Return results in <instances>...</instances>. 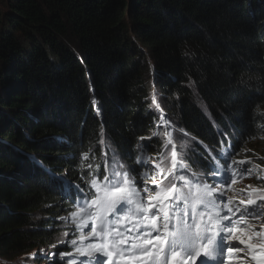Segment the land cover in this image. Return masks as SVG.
<instances>
[{"label":"trees","instance_id":"16d2710c","mask_svg":"<svg viewBox=\"0 0 264 264\" xmlns=\"http://www.w3.org/2000/svg\"><path fill=\"white\" fill-rule=\"evenodd\" d=\"M0 112V258L54 247L66 264L80 232L61 179L88 188L173 131L194 171L228 140L264 174V0H0Z\"/></svg>","mask_w":264,"mask_h":264},{"label":"snow or ice","instance_id":"6c2138e0","mask_svg":"<svg viewBox=\"0 0 264 264\" xmlns=\"http://www.w3.org/2000/svg\"><path fill=\"white\" fill-rule=\"evenodd\" d=\"M152 103L159 107L155 98ZM161 120L168 123L164 117ZM100 135V143L106 144L105 133ZM166 135L167 144L172 146V168L166 171L154 163L159 179L153 178L151 187L144 156L148 145L143 143L136 146L140 153L135 157V164L145 167L143 176L140 167H125L122 160L114 158L106 160L102 178L98 172L81 175L88 188L77 184L74 190L72 182L61 179L62 198L74 204L76 211L70 216L80 232L79 239L71 240L76 255L68 264H196L198 260L200 264H237L243 260L238 254L245 250L256 264H264V230L250 232L237 226L264 217V203H260L264 192L257 199L241 200L245 207L234 210L229 206L232 201L225 202L224 192L217 188L236 183L237 162L224 163L231 159V146L223 150L222 157H214L220 167L196 173L185 160L184 150L177 149L171 132ZM81 160L88 161L89 153H82ZM80 167L91 169L93 165L81 163ZM229 167L233 168L232 176L228 175ZM241 174L251 175L252 169H242ZM87 175L93 178L88 180ZM257 239L261 243H256Z\"/></svg>","mask_w":264,"mask_h":264},{"label":"rangeland","instance_id":"374dc122","mask_svg":"<svg viewBox=\"0 0 264 264\" xmlns=\"http://www.w3.org/2000/svg\"><path fill=\"white\" fill-rule=\"evenodd\" d=\"M75 55L77 56L76 53H75ZM49 58L55 64H58V61L56 60V58L54 56L50 55ZM147 62H148V65H149L150 62H149L148 58H147ZM151 105L154 106V109H153L154 113L159 115V118H158L159 125H161L163 127L168 126V125H166L164 123V121L161 120V117L166 118V116L165 115L163 116V114H162V113H164V111L161 108H159V107H155V105L153 103H151ZM0 113H1L2 116L5 115L3 112H0ZM172 135H173V138H174V140L176 142L177 149L178 150L183 149L184 152H186L185 149L188 147L189 142L185 140L186 138L182 135V133L177 132V131H173ZM181 142H183V143H181ZM160 152H162V153L164 152L165 153L164 154V158H166V162H168L169 166L172 168V146L170 144H167V139L164 140V144L162 146V151L160 150ZM115 159L119 160L118 158H115ZM242 169H244V168L240 167V170H242ZM229 176H232V175H229ZM235 179L239 180V178L236 177V176H235ZM243 182L245 183L244 180L241 183H243ZM235 185H236V191H238L237 189H241V190L244 189V187L241 186L239 181H237L235 183ZM237 203H239V202H237ZM263 219H260L259 221L255 222V223L250 221L247 225H242V227H245V228H247L249 230V226H250V230L252 232H254L256 230H262L260 228V225H261L260 221H262ZM263 225H264V223L262 224L261 227H264ZM89 230H90V228L87 229V231H89ZM64 239H65L64 237L58 238L55 244L59 245V244L63 243ZM232 242L236 243L235 240H233ZM256 243L259 244V243H261V241L260 242H256ZM240 247H241V245H240ZM53 248L54 247H52V248L50 247V248L40 249L38 251L31 252L30 254L18 255L15 258L9 259V260L0 258V264H50L49 261H56V260L61 258V256L59 254H55L54 255ZM239 256H242L243 260L237 262L238 264H253L252 261H254V260L251 259V255L247 252V250H245L244 252L240 253ZM66 264H68V263H66Z\"/></svg>","mask_w":264,"mask_h":264}]
</instances>
